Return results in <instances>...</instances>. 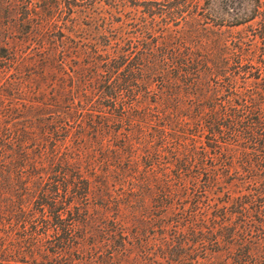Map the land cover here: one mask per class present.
Returning a JSON list of instances; mask_svg holds the SVG:
<instances>
[{
	"label": "trees",
	"instance_id": "trees-1",
	"mask_svg": "<svg viewBox=\"0 0 264 264\" xmlns=\"http://www.w3.org/2000/svg\"><path fill=\"white\" fill-rule=\"evenodd\" d=\"M15 6L58 52L61 101L0 132V264L44 258L51 228L84 264H264V0ZM45 113L58 127L29 135ZM45 129L61 151L30 155Z\"/></svg>",
	"mask_w": 264,
	"mask_h": 264
},
{
	"label": "rangeland",
	"instance_id": "rangeland-1",
	"mask_svg": "<svg viewBox=\"0 0 264 264\" xmlns=\"http://www.w3.org/2000/svg\"><path fill=\"white\" fill-rule=\"evenodd\" d=\"M16 3L17 0H0V132L6 133L9 129H16V134L19 132V135H22L20 129H23L21 124L24 119L19 117V103L27 102V99H33V97L38 100L47 99L52 95L58 103L61 101V83L57 80L59 78L52 64V61L59 57L58 52L50 49L49 63L42 61L52 41L49 37L46 39L44 35L25 34L26 26L19 25L16 17ZM20 55L24 58L20 59L18 57ZM7 57L15 59L14 62L6 61ZM15 61H18L19 65ZM15 70H18L22 76L18 93L15 84L12 83L13 76L16 75ZM44 101L49 103V100ZM42 118L43 121L37 116L30 118V127L25 129L29 135L40 136L42 127H45L44 123H48L49 126L57 125V122H53L56 118L54 114L45 113ZM48 130L45 129L38 141L26 140L23 149L33 155L38 150L47 148L50 143H54L61 151L60 132L52 133L51 129ZM7 147L16 148V144L11 143ZM123 223L127 222L123 220ZM39 250L46 253L44 258L36 256L31 259L27 256L24 262L9 259L5 261V264H84L79 260L81 256L79 249L61 251L56 247L52 228L45 236V244L40 246Z\"/></svg>",
	"mask_w": 264,
	"mask_h": 264
}]
</instances>
